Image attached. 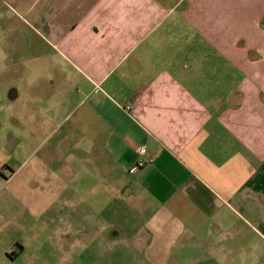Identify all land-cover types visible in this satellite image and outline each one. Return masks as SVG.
<instances>
[{
	"label": "crops",
	"instance_id": "0c3cea01",
	"mask_svg": "<svg viewBox=\"0 0 264 264\" xmlns=\"http://www.w3.org/2000/svg\"><path fill=\"white\" fill-rule=\"evenodd\" d=\"M16 1L81 194L152 264H264V0Z\"/></svg>",
	"mask_w": 264,
	"mask_h": 264
},
{
	"label": "rangeland",
	"instance_id": "374dc122",
	"mask_svg": "<svg viewBox=\"0 0 264 264\" xmlns=\"http://www.w3.org/2000/svg\"><path fill=\"white\" fill-rule=\"evenodd\" d=\"M19 9L0 0V264H152L141 241L127 238L111 195L81 194L98 181L58 166L49 128L64 110L52 101L50 71L35 60ZM71 165L81 171L77 160Z\"/></svg>",
	"mask_w": 264,
	"mask_h": 264
},
{
	"label": "built area",
	"instance_id": "2783aa9c",
	"mask_svg": "<svg viewBox=\"0 0 264 264\" xmlns=\"http://www.w3.org/2000/svg\"><path fill=\"white\" fill-rule=\"evenodd\" d=\"M131 106L128 105L127 108H130ZM152 163V158H147V159H139L137 160V167H143L146 164Z\"/></svg>",
	"mask_w": 264,
	"mask_h": 264
}]
</instances>
